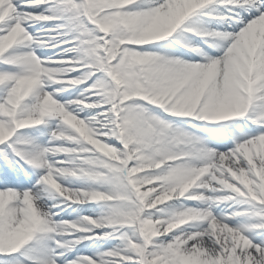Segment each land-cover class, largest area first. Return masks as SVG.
<instances>
[{"label":"snow or ice","instance_id":"6c2138e0","mask_svg":"<svg viewBox=\"0 0 264 264\" xmlns=\"http://www.w3.org/2000/svg\"><path fill=\"white\" fill-rule=\"evenodd\" d=\"M0 264H264V0H0Z\"/></svg>","mask_w":264,"mask_h":264}]
</instances>
